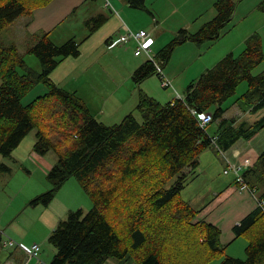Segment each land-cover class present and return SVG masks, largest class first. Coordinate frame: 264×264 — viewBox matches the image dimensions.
Instances as JSON below:
<instances>
[{
    "label": "trees",
    "instance_id": "1",
    "mask_svg": "<svg viewBox=\"0 0 264 264\" xmlns=\"http://www.w3.org/2000/svg\"><path fill=\"white\" fill-rule=\"evenodd\" d=\"M51 0H0V156L9 158L23 138L34 131L33 151H49L57 160L47 174L49 189L28 203L48 204L63 184L75 177L91 201V207L69 211L50 232L47 241L55 248L50 264H104L107 259L130 258L134 264H264V149L242 175L257 200L233 232L247 239L245 257L225 253L221 230L198 217L199 211L181 197L194 173L199 155L213 145L198 114L210 112L219 121L214 144L225 151L237 140L250 138L264 128V114L252 125L224 124L223 101L245 81L247 89L235 99L264 108V47L258 33L250 34L243 49L228 53L191 81L182 98L161 103L138 89V101L120 122L107 125L97 120L74 91L54 83L50 73L68 57L80 54V43L69 38L54 43L47 34L28 46L41 65L29 67L14 42L2 32L20 16H27ZM132 8H144L145 0H125ZM234 0H216L215 15L195 32L179 29L175 36L132 73L140 83L164 68L176 45L201 43L220 37L231 19ZM264 10V0L259 4ZM105 20L97 16L90 32ZM21 70V71H19ZM46 92L27 104L22 97L36 84ZM0 168L10 170L5 162ZM2 231L0 230V245ZM2 246V245H1Z\"/></svg>",
    "mask_w": 264,
    "mask_h": 264
},
{
    "label": "crops",
    "instance_id": "2",
    "mask_svg": "<svg viewBox=\"0 0 264 264\" xmlns=\"http://www.w3.org/2000/svg\"><path fill=\"white\" fill-rule=\"evenodd\" d=\"M134 9L137 8L130 7L125 0H51L47 5L35 9L32 14L19 17L15 19L16 21L14 20L15 22L13 21V31L16 32V35L19 36L20 33L22 38L27 37V39L23 41V39L19 37L18 44L15 41L12 42L15 43L18 51L24 56L27 53L26 49L28 46L33 44L36 39L43 34H47L54 42H58V40L63 41L65 38H74L76 40V37L79 36V41H76L80 43V54L77 57L63 59L50 73V77L58 86L69 91H74L81 97L91 113L93 111L89 104L94 103V101L97 102L94 95H103V105L101 108L96 109L95 112L97 115L92 114L97 120L110 125L113 124L111 123L112 121L121 116L124 110H133L137 96L133 94L127 101H125V96L128 89L132 86L131 75L133 71L146 60L140 63L130 54L132 60H125V55L131 50L133 51V55L137 57L134 54V42L131 41L125 45L116 44L110 46L111 40L115 39L124 31L123 26H127L130 29L135 28L137 30H145L144 27L148 26L150 28L148 32L153 38L150 51L152 55L157 52L156 45L161 48L167 40L165 38L163 41H159L158 44L156 43V37H154L153 34L154 30L156 31L159 29V25L157 26V22L159 21L155 14L151 15L153 23L148 20L146 25L142 26L135 22L134 17L138 14L134 12ZM100 15L104 16L105 20L102 23H98L96 29L90 32L91 28L89 27L88 21L92 18L93 21H95V18ZM72 17L78 20L77 26L76 24L74 26L65 24L67 20ZM126 18L129 19L127 22L125 21ZM86 30L88 33H86ZM8 31L13 32L11 25ZM244 38L245 37L242 38V41ZM184 46H187L188 49L196 47L191 43H186L182 47ZM222 47L223 46H220L216 49V53L213 57L209 58V61L204 63V67H201L197 71L194 80L204 73L206 69L210 68V62H215L219 56L223 55V52L227 49H223L222 51ZM130 48L131 50H127ZM146 58L148 59L147 56ZM124 62L126 66L125 72L122 74L119 70ZM116 63L119 65H115ZM184 69L183 67L182 70ZM110 70H115L117 72L119 82L116 81L115 83L113 81L114 87L112 88H106L105 86L102 88L100 75L109 73ZM162 70L171 84L174 82L176 83L175 89L173 86L170 87L172 89L166 86L163 87L161 78L157 74H153L142 81L138 89L155 99L166 100V102L181 97L185 92L187 81L191 79L183 76L180 71H174V69L169 66ZM178 77H180L181 80H178ZM166 88H168V90H164ZM118 93H120L119 100L116 98ZM239 101L236 102L233 100L227 107L222 106L225 109L223 118L226 119V122L224 124L233 121V126L247 127L252 125L264 114V108L254 111L252 110L251 104ZM219 126L218 120L206 126L207 133L213 137L214 140L215 136L218 135ZM32 143L33 140L26 146L21 144L15 152L11 153L9 158L1 157L0 163L5 162L7 164V161H19V156L24 151V148L31 147ZM263 149L264 128L257 130L248 139L241 138L237 140L225 151H219L216 145L213 144L199 155L197 168L194 170L193 174L189 175L188 181L181 190L182 198L189 202L194 209L199 211L198 217L219 227L221 230L220 241L226 245V254L233 257H244V247L246 246L244 238L243 240H239L241 236L236 237L233 228L240 223L243 217L256 207L257 201L255 195L250 191L239 189V184L235 181L234 173L228 170L229 163L242 164L245 160H249V167L256 161ZM30 155L31 152L27 153L25 161ZM248 167L243 168L242 173ZM188 189H190V191H188ZM43 223L44 227L47 228V226H45L47 225L46 219ZM6 228L9 232L6 231L7 236L3 240H12L10 239L11 237L17 240L18 244H26L20 239L23 236L22 229L18 228V231L22 233V236H20L19 234L13 233V230L16 228H12L11 231L9 226ZM17 247L18 246H10L11 257L2 264L21 263L19 258L24 256V254ZM129 259L130 258H126L118 261L108 259L104 264H128L124 262L127 260L130 261V264H133V261ZM45 261L49 263L47 257H44V261L42 262ZM35 262L36 258L29 257L24 264H35ZM214 264H220V261Z\"/></svg>",
    "mask_w": 264,
    "mask_h": 264
},
{
    "label": "rangeland",
    "instance_id": "3",
    "mask_svg": "<svg viewBox=\"0 0 264 264\" xmlns=\"http://www.w3.org/2000/svg\"><path fill=\"white\" fill-rule=\"evenodd\" d=\"M215 1L216 0H145V9H134V12L138 14L136 17H134V19L138 25L145 26L148 20L153 23V18L151 15L155 14L157 20L159 21L157 22V26L159 25V29L156 31L154 30L153 34L154 37H156V43L158 44L159 41H163V39L165 38L167 39L166 41L168 43L175 36L176 32L179 29L184 28L189 32H195L202 24L213 17L215 15ZM262 1L263 0H234L235 7L233 10V15L231 19L221 28V34L219 38H217L216 40H208L201 43L185 41L176 45L164 68L169 66L170 68H173L174 71H180L183 76L191 79L187 81L186 85H188L192 80L195 79L197 71L201 67H204V63L209 61V58L213 57V55L216 53L215 50L220 46H223L222 51L223 49L227 50L223 52V55L219 56V58H217L215 62H210L209 67H212L219 59L225 56L227 52H232L234 55H238V53L244 47L246 38L252 33H258L261 36L264 47V10H261L259 8V4ZM127 20L129 19L126 18L125 21L127 22ZM14 22L11 24L12 31L14 28ZM77 22L78 20L72 17L71 19L67 20L65 24L69 26H74L76 24L77 26ZM88 24L91 28L97 23L93 21L92 18L88 21ZM144 28L147 31H149L150 29L148 26H145ZM132 30L137 29L134 28ZM8 32V30L5 31V33L2 32L1 35L3 37L6 36L8 39L7 41L9 42L15 41L18 44L19 37L20 39H23V41H26L27 39V37L22 38V36H20V33L19 36L16 35L15 31L9 33ZM86 33H88L87 30ZM243 37L245 38L242 41ZM78 38L79 36L76 37L77 41H79ZM67 39L69 38H65V40L63 41L58 40V42H53L56 44H61ZM166 41L164 42L163 46L167 44ZM186 43L194 44L196 47L192 49H188L187 46L182 47ZM159 49L160 47L156 45V50L158 51ZM127 50H131V48ZM129 54L140 63L143 60L147 59L143 54L135 57L133 55V51L131 50L125 55V60L127 61L132 60ZM24 59L26 64L29 67L33 68V70H41L40 62L35 55L26 53L24 55ZM115 65L119 64L116 63ZM125 66L126 63L124 62L123 66L119 70L120 73L123 74L125 72ZM183 67L185 68L184 70H182ZM263 67L264 64L261 63L254 69V73L260 72ZM178 80H181V78L178 77ZM113 81L115 83L116 81L119 82V77L115 70H110L109 73L100 75V83L102 88H104V86L106 88L114 87ZM131 84L132 86L130 87V89H128L125 96V101H127L134 94V96H137V103L138 86L132 81V78ZM171 85L174 89L176 88L175 82ZM169 89L172 88L169 87ZM246 89L247 83L245 81L241 82L238 85L235 93L225 101H223L222 106L227 107ZM46 90V87L42 83H38L33 86L24 95V97H22L21 102L23 104H27L37 96L45 93ZM164 90H168V88ZM94 97L96 98L97 102L94 101V103L89 105L93 111L92 113L97 115V113L95 112L96 109L101 108L104 103L103 95L98 94L94 95ZM116 98L117 100L120 99V93L116 95ZM156 100H159V102L161 101V103H166V100H160L157 98ZM239 102H241V100ZM134 107L135 106H133V109ZM129 111L132 110H124L121 116L119 118H116V120L112 121L111 123L114 124L116 122H120L124 115H126ZM34 139V131H31L23 138V140L12 152H15V150L21 144L26 146L32 140L34 143ZM33 143L31 147L24 148V151L19 156V161H7V165L10 167V170L0 168V230L2 231L3 240L7 236L6 231L9 232V230L6 228L7 226L10 227V231L12 228H16L13 230V233L19 234L20 236H22V233L18 231V228L22 229L23 236L20 238L21 241L28 244V246L32 243L39 244L40 253L38 257L40 261H44V257H47L50 263V260L56 251L55 248L47 241L50 232L56 227L60 220H64L67 217V214L70 210L75 211L77 209H81L83 213H85L88 211V209H90L92 203L88 195L77 183L75 177H70L63 184L61 189L55 195L54 199L48 204V206H43L42 204H38L35 206L29 205L28 202L33 197L49 189L50 184L47 179V174L57 160L56 154L53 151H49L44 155L35 153L33 151ZM29 152H31V155L25 161V157ZM188 191H190V189H188ZM45 219L47 220V225H45L47 226V228L44 227L43 223ZM243 238L244 237L241 236V239L239 240H243ZM10 239L18 243L17 240L11 237ZM244 241L247 244V239L244 238ZM1 245L0 264L4 263L8 258L11 257L10 246L3 245L2 243ZM17 248L21 250L19 247ZM23 254L24 256L19 258V260H21L20 264H24L25 261L29 258V256L24 252ZM109 260L117 259L111 258ZM219 261L220 260L214 259L213 262L211 261V264ZM124 262L130 264V261L128 260ZM42 263L49 264L46 261ZM132 263L134 264V261Z\"/></svg>",
    "mask_w": 264,
    "mask_h": 264
},
{
    "label": "built area",
    "instance_id": "4",
    "mask_svg": "<svg viewBox=\"0 0 264 264\" xmlns=\"http://www.w3.org/2000/svg\"><path fill=\"white\" fill-rule=\"evenodd\" d=\"M123 28H124V31L121 32L115 39L111 40L110 46L116 45V44L125 45V44H128L129 42L133 41L134 44H135L134 54L136 56H139V55L143 54V55L147 56L148 59L153 60V55L150 53L151 45L153 44V38H152L151 34L148 31L143 30V29L132 30V29L128 28L127 26H123ZM155 66H156L157 75L161 78L162 86L163 87H165V86L166 87H171L172 86L171 82L164 75L162 68L159 67L156 64H155ZM180 98H182V96ZM197 118H198V121H199V123H200V125L202 127H206L208 124H210L213 121L212 114L210 112H201V113L198 114ZM214 141H213V143H214ZM219 151H221V150H219ZM248 165H249V160H245L242 164L229 163L228 170H231L234 173L235 181L239 184V189L240 190H247V191L251 192L248 184L245 182V180L243 178V175H242L243 168L248 167ZM225 172H226V170H225ZM259 204L262 205L264 203L260 202ZM4 244L8 245V246L15 245L13 240L6 241ZM16 245L25 254H27L29 257L36 258L37 261H36L35 264H42V262L40 261V259L38 257L39 253H40L39 244L32 243L31 245L28 246V245L19 243V244H16Z\"/></svg>",
    "mask_w": 264,
    "mask_h": 264
}]
</instances>
